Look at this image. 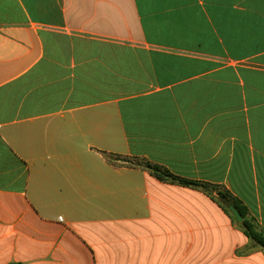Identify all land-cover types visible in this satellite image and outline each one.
I'll return each mask as SVG.
<instances>
[{
  "label": "crops",
  "instance_id": "1",
  "mask_svg": "<svg viewBox=\"0 0 264 264\" xmlns=\"http://www.w3.org/2000/svg\"><path fill=\"white\" fill-rule=\"evenodd\" d=\"M221 192L264 237V0H0V264H264Z\"/></svg>",
  "mask_w": 264,
  "mask_h": 264
},
{
  "label": "trees",
  "instance_id": "2",
  "mask_svg": "<svg viewBox=\"0 0 264 264\" xmlns=\"http://www.w3.org/2000/svg\"><path fill=\"white\" fill-rule=\"evenodd\" d=\"M104 156L108 160H110V161L112 160V156H110L109 154L104 153ZM144 167L146 169H148L149 171H151V173L153 175H155V177L161 181H170V182L179 183V184L185 185V186L202 187V188L208 187L206 184H203V183L193 182V181H189V180L174 176L170 172L166 171L165 169H163L159 166L146 164ZM221 196L223 199L226 200L228 205L235 206V208L239 211V213L241 214L242 217L245 216L244 212H243L242 208L239 206L238 202L235 201L227 192H221ZM227 209H228V207H227ZM240 226H241V228H243L245 234L249 237V239H251L257 246L264 249V237L258 231L255 230V228L251 222H249L248 220H244Z\"/></svg>",
  "mask_w": 264,
  "mask_h": 264
},
{
  "label": "water",
  "instance_id": "3",
  "mask_svg": "<svg viewBox=\"0 0 264 264\" xmlns=\"http://www.w3.org/2000/svg\"><path fill=\"white\" fill-rule=\"evenodd\" d=\"M229 210L234 215V217L236 218V220L238 222H242L243 221V217L241 216V214L239 213V211L235 208V206L231 205L229 207Z\"/></svg>",
  "mask_w": 264,
  "mask_h": 264
}]
</instances>
